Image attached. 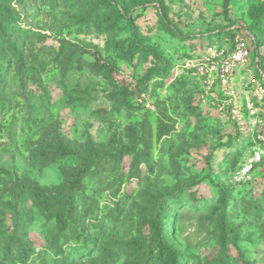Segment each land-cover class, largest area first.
<instances>
[{
    "label": "rangeland",
    "instance_id": "374dc122",
    "mask_svg": "<svg viewBox=\"0 0 264 264\" xmlns=\"http://www.w3.org/2000/svg\"><path fill=\"white\" fill-rule=\"evenodd\" d=\"M243 30L264 70V0H0V264H264L259 76L196 67Z\"/></svg>",
    "mask_w": 264,
    "mask_h": 264
},
{
    "label": "built area",
    "instance_id": "2783aa9c",
    "mask_svg": "<svg viewBox=\"0 0 264 264\" xmlns=\"http://www.w3.org/2000/svg\"><path fill=\"white\" fill-rule=\"evenodd\" d=\"M260 63L261 54L256 35L243 30L235 35L233 45L226 50L218 51L215 46L208 48V55L196 67L208 82L217 84L223 95L233 94L242 70L251 72L250 68H255L259 81L248 77L247 84L252 83L253 86L255 83V93L263 94L264 71Z\"/></svg>",
    "mask_w": 264,
    "mask_h": 264
},
{
    "label": "trees",
    "instance_id": "16d2710c",
    "mask_svg": "<svg viewBox=\"0 0 264 264\" xmlns=\"http://www.w3.org/2000/svg\"><path fill=\"white\" fill-rule=\"evenodd\" d=\"M227 2V0H225ZM250 31V30H249ZM254 31V30H253ZM252 32V31H251ZM254 33V32H253ZM255 34V33H254ZM256 35V34H255ZM257 37V35H256ZM257 42L259 44V40L257 38ZM260 67H261V63H260ZM102 69V68H101ZM106 71H108L107 68H105ZM264 71V70H263ZM0 84H1V78H0ZM130 148H127L126 150H129ZM123 150H117L113 153L114 156H120L123 154ZM64 153H67V150L65 148H61L60 150L57 151V155L62 156ZM43 162L39 164V166H43ZM217 190L219 193V201L222 207H225L228 198H229V194L227 192L226 189H224L223 187L217 185ZM203 200H205L204 197L201 196H197L196 194L192 193L189 195L188 198V203L192 204V205H196L199 202H202ZM157 232L159 234L160 240L163 241V235L160 231V226L157 223ZM86 232L84 231H79L75 234V236H73V241H74V245L73 247H70V251H76L78 254H84L87 251V246L85 245L86 242ZM159 246L162 250L163 253H165L168 256V262L169 264H184L183 259L181 258V256H178L171 248V246L164 244L163 242L159 243Z\"/></svg>",
    "mask_w": 264,
    "mask_h": 264
}]
</instances>
